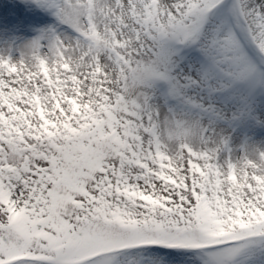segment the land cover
Instances as JSON below:
<instances>
[{
	"label": "snow or ice",
	"instance_id": "6c2138e0",
	"mask_svg": "<svg viewBox=\"0 0 264 264\" xmlns=\"http://www.w3.org/2000/svg\"><path fill=\"white\" fill-rule=\"evenodd\" d=\"M14 8L0 264H264V0Z\"/></svg>",
	"mask_w": 264,
	"mask_h": 264
},
{
	"label": "bare ground",
	"instance_id": "6f19581e",
	"mask_svg": "<svg viewBox=\"0 0 264 264\" xmlns=\"http://www.w3.org/2000/svg\"><path fill=\"white\" fill-rule=\"evenodd\" d=\"M14 3H18V0H0V14L9 19L13 18L18 11L14 8Z\"/></svg>",
	"mask_w": 264,
	"mask_h": 264
}]
</instances>
